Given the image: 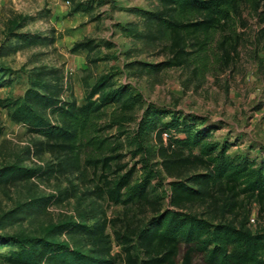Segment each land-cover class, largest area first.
I'll list each match as a JSON object with an SVG mask.
<instances>
[{
    "label": "trees",
    "instance_id": "obj_1",
    "mask_svg": "<svg viewBox=\"0 0 264 264\" xmlns=\"http://www.w3.org/2000/svg\"><path fill=\"white\" fill-rule=\"evenodd\" d=\"M74 1L72 13H90L96 3H103ZM158 1L154 9H135L145 19L143 28L138 22L125 26L129 35L149 45L161 44L167 54L157 62L138 61L149 72L194 64L192 71L198 74L210 62L228 66L245 39V32L235 24L236 18L246 23L245 9L260 21L257 41L264 37V0ZM14 36L18 37L16 44H3L0 55L54 40L31 33L14 32ZM105 46L111 47L113 42ZM102 47L93 36L76 40L71 47L72 51L87 50L81 74L83 103L72 85L65 84L61 68L40 65L30 70L24 94L0 96V107L11 120L43 136L34 143L38 151L48 150L58 159L50 174L80 169L83 161L100 167L103 187L98 188L122 209L111 219L89 223L83 218L57 226L58 232L80 234L91 245L90 251L47 237L16 238L18 248L3 258L10 264H178L180 259L181 264H192L194 256L201 255L206 264H264V228L251 226L247 205L256 202L259 215L264 216V156L230 154L232 142L213 139L216 124L202 125L193 113L164 110L150 103L137 120L135 110L142 103V94L128 84H118L114 72L95 69L102 56L93 53ZM66 87L69 94L64 96ZM134 120L137 127L128 138L134 146L133 155L140 154L136 163H141L142 176L138 180L133 179L136 164L127 167L118 159L122 142L106 132L116 127L118 135L125 134L128 123ZM3 130L0 122V134ZM164 132L168 133L166 139ZM156 156L160 160L154 161ZM40 171L38 167L8 164L0 168V185L32 178ZM163 173L172 177L170 204L165 208L159 204L160 197H154L156 185L151 186L152 179ZM197 203L206 209H189ZM135 207L151 209L152 215L134 224L130 212ZM231 213L236 219L228 216ZM115 245L120 248L114 252Z\"/></svg>",
    "mask_w": 264,
    "mask_h": 264
},
{
    "label": "rangeland",
    "instance_id": "obj_2",
    "mask_svg": "<svg viewBox=\"0 0 264 264\" xmlns=\"http://www.w3.org/2000/svg\"><path fill=\"white\" fill-rule=\"evenodd\" d=\"M98 1L103 3H96L90 13H72L74 0H0V49L3 44H16L18 37L14 32L31 33L40 38L54 37L53 41H38L0 55V96H22L29 86L30 70L46 65L63 70L65 84L72 85L79 103H83L81 74L87 50L72 51L71 47L76 40L93 36L103 46L93 53L102 56L97 65L94 64L97 72H114L118 84H128L133 91L142 94V103L135 110L137 120L150 103L164 110L193 113L202 125L216 124L213 139L220 143L232 142L230 154L249 152L259 159L264 156V37L257 41L261 25L258 17L245 9L246 23L235 19L238 30L245 32V39L239 45V54L228 66L210 62L209 67L198 74L192 71L194 64L149 72L147 68L142 69L138 61L157 62L165 59L167 54L162 52L161 44L149 45L135 39L125 26L138 22L143 28L145 19L135 9H154L159 6V1ZM97 14L99 17L92 19ZM108 41H112L113 46L106 47ZM68 94L66 87L64 96ZM169 116L166 119H170ZM137 120L128 123L129 132L125 134L118 135L116 127L106 130L112 139L122 142L117 151L122 153L118 157L120 162L127 163V167L136 164L134 180L142 176L141 163H136L140 154L133 155L134 146L128 135L137 127ZM0 122L4 124L0 134V168L11 163L41 168L32 178L0 185V264H10L3 257L18 248L16 238L47 237L90 251L91 245L80 234L58 232L57 226L83 218L92 223L117 216L122 207L98 188V185L103 187L99 176L102 169L83 161L80 169L54 170L50 174L53 162L58 159L48 150L38 151L34 143L43 136L29 132L24 123L11 120L1 107ZM156 160L160 157L156 156ZM171 179L165 173L152 179L151 186L156 185L154 197H160L162 208L170 204ZM247 205L251 209V226L264 228V216L259 215L258 204L250 202ZM189 209L202 212L206 206L197 203ZM130 214L134 224H139L152 215V210L141 211L135 207ZM228 216L236 219L232 213ZM108 231H112L111 226ZM185 247L182 246V251ZM119 248L115 245L114 252ZM181 263L182 259L178 264ZM192 264L206 263L201 255H195Z\"/></svg>",
    "mask_w": 264,
    "mask_h": 264
},
{
    "label": "built area",
    "instance_id": "obj_3",
    "mask_svg": "<svg viewBox=\"0 0 264 264\" xmlns=\"http://www.w3.org/2000/svg\"><path fill=\"white\" fill-rule=\"evenodd\" d=\"M69 1V0H68ZM167 135H168V133L167 132H164V137H165V139L167 138Z\"/></svg>",
    "mask_w": 264,
    "mask_h": 264
},
{
    "label": "crops",
    "instance_id": "obj_4",
    "mask_svg": "<svg viewBox=\"0 0 264 264\" xmlns=\"http://www.w3.org/2000/svg\"><path fill=\"white\" fill-rule=\"evenodd\" d=\"M81 50H86V49H81ZM250 149H252V148H250Z\"/></svg>",
    "mask_w": 264,
    "mask_h": 264
}]
</instances>
